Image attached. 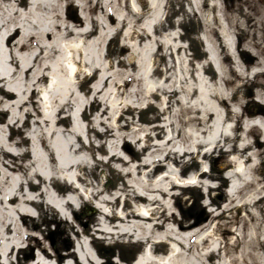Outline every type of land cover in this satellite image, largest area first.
I'll list each match as a JSON object with an SVG mask.
<instances>
[{
    "label": "rangeland",
    "instance_id": "rangeland-1",
    "mask_svg": "<svg viewBox=\"0 0 264 264\" xmlns=\"http://www.w3.org/2000/svg\"><path fill=\"white\" fill-rule=\"evenodd\" d=\"M29 1L0 0V32L11 37L1 139L9 126L35 124L55 146L69 139L79 149L92 144L82 157L92 173L79 186L114 210L134 190L132 174H121V154L133 161L147 135L166 139L173 155L185 156L182 178L204 169L211 193L217 191L212 203L208 190L176 189L180 200H171L167 227L183 230L180 222L188 220L193 232L186 239L166 235L182 248L175 263L264 264V243L249 245L264 235V0H41L38 14ZM26 17L33 28L51 22L45 35L32 33ZM21 26L30 30L25 47L18 45ZM72 52L77 72L70 77ZM33 132L17 136L40 150ZM70 200L79 206L73 216L101 217L82 197ZM248 200L256 201L254 212L244 206ZM101 219L109 229L123 224Z\"/></svg>",
    "mask_w": 264,
    "mask_h": 264
},
{
    "label": "bare ground",
    "instance_id": "bare-ground-1",
    "mask_svg": "<svg viewBox=\"0 0 264 264\" xmlns=\"http://www.w3.org/2000/svg\"><path fill=\"white\" fill-rule=\"evenodd\" d=\"M29 5L35 6L34 13L42 11L41 0H31ZM28 21L30 25H25L32 29V33L42 36L51 23L42 24L38 20L33 28L30 19ZM26 26L18 28L21 30L18 39L21 47L26 46L25 35L30 33ZM68 30H71L70 25ZM9 34V30L0 32V99L10 96L8 84L11 73L7 70ZM79 43H74V47ZM65 53L68 55L62 50V54ZM69 55L67 71L73 77L77 71L71 62L73 52ZM18 69L21 70L20 67ZM152 89V86H148L149 91ZM151 125L152 130L159 128L158 124ZM2 126L4 124L0 125V133L4 132ZM165 127L166 130L169 128L168 125ZM24 128L35 131L33 133L38 137L40 150L39 146L31 148L28 145L31 139L17 136L18 131ZM137 128L142 130L143 125L133 129ZM8 129V135L3 139L0 136V264H176V257L183 254L182 248H177L171 237L166 235L174 232L186 239L193 232L188 220L180 222L183 230L167 227L171 200H180L176 189L181 186L185 189L200 187L203 191L208 190L211 202H215L217 191L211 193L214 187L204 180L209 173L204 169H189V176L182 178L189 168L184 163L185 156L173 155L166 139H153L147 135L137 146L133 161L121 154V174L123 177L132 174L130 181L134 190L131 195H121L120 206L116 205L117 209L114 210L115 206L112 208L106 199L94 201L88 197L87 193L90 192L87 187L79 186L80 181L87 178V172L92 173V168L82 158L86 156L85 150H91L92 144L82 143L79 149L69 139L60 146L56 145L57 148L35 124H21L17 128L9 126ZM192 147L194 150L197 145L194 143ZM208 147L205 145V149ZM102 148L104 154L111 150L104 142ZM136 159H139L138 163ZM238 163L235 170L242 175L245 165L240 160ZM83 170L84 173H78ZM75 195L82 197L83 204L95 208L101 217L88 220L73 216V211L79 210V206L74 209L70 204V198ZM254 201L248 200L244 206L254 212ZM213 207L210 208L212 216L217 211ZM102 216L112 217L113 221L118 220L123 224L109 229L108 222L101 219ZM260 231L264 233V224ZM249 241L252 246L253 243H264V235L259 238L252 236ZM217 252V247H214L210 254Z\"/></svg>",
    "mask_w": 264,
    "mask_h": 264
}]
</instances>
